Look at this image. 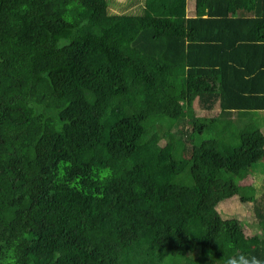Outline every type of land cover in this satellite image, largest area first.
I'll use <instances>...</instances> for the list:
<instances>
[{
	"label": "trees",
	"instance_id": "obj_1",
	"mask_svg": "<svg viewBox=\"0 0 264 264\" xmlns=\"http://www.w3.org/2000/svg\"><path fill=\"white\" fill-rule=\"evenodd\" d=\"M125 2L0 0V264L264 258V0Z\"/></svg>",
	"mask_w": 264,
	"mask_h": 264
},
{
	"label": "rangeland",
	"instance_id": "obj_2",
	"mask_svg": "<svg viewBox=\"0 0 264 264\" xmlns=\"http://www.w3.org/2000/svg\"><path fill=\"white\" fill-rule=\"evenodd\" d=\"M121 1L122 0H110V2L112 4V6L110 8L111 11L123 12V11L131 9L127 5L126 6L118 5ZM123 2H125V0H123ZM134 7L137 9V11L140 10V6L136 2H134ZM216 88H218V86L215 87V86L211 85L208 87V89H216ZM206 89H207V87H206ZM184 111H185L184 114L187 117L192 116L194 113L195 114L200 113V112L202 113V111L196 106L189 108V107H187V105H185ZM217 113H218V111L216 109L215 111H212L211 114H217ZM259 114H260L259 115L260 120L263 123V125H261L259 123V127L262 128L261 130L264 134V114L263 115H261V113H259ZM262 164L263 165L259 168H262L264 171V161L262 162ZM263 171H262V173H263ZM255 176H253V174H251V176L249 175L247 178L242 180V183L251 184V183H254L256 181H260L259 179H257L259 176L258 175H255ZM255 179H256V181H255ZM262 194H263V190H261L259 192L258 196H261ZM216 212H217V215L214 217L212 216V218L215 221H217V217H218V220L221 218H235L236 217L237 219L241 220L240 223L242 224V229L247 236H253L255 234H262V229L260 227V224L258 222L257 217L255 216V213L253 211V204L251 202L250 203L249 202L244 203V202H241L237 196H233V197L219 203L217 205Z\"/></svg>",
	"mask_w": 264,
	"mask_h": 264
},
{
	"label": "crops",
	"instance_id": "obj_3",
	"mask_svg": "<svg viewBox=\"0 0 264 264\" xmlns=\"http://www.w3.org/2000/svg\"><path fill=\"white\" fill-rule=\"evenodd\" d=\"M119 5H121V6H126V2H123V0H122V1L119 3ZM132 5H134V4H132ZM127 6H128V5H127ZM133 7H134V6H133ZM188 7H189L190 9H189ZM195 11H196V0H191V1H190V0H187V13H188V15H189V16H193V15L195 14ZM246 14H247V13H244V14H242V15H246ZM255 49H257L256 46H255V45H252V46H251V49H250V58H251V60L248 61L249 64L254 62V61H252V58H254V60H257V61L264 60V53H263V52H256ZM248 63H246V65H248ZM248 66H249V65H248ZM262 68H264V67H262ZM248 70H250V66L248 67ZM258 70H259V69H258ZM262 77L264 78V75H262ZM246 78H247L248 80L255 79V78H256V75H255L253 72H251L250 74L247 75ZM258 79H259V78H257L256 80H254L253 85H252V82L250 83L252 89H255V88H257V87H259V88H263V87H264V84H263V82H262L264 79H261V80H259V81H258ZM211 85L217 87V86H219V83H216V82L204 83V84H203V87H204L205 90H207V91L217 92V91H218V88H216V89H208V87L211 86ZM206 87H207V89H206ZM195 106L198 107L197 104H195ZM215 110H216V109H214L213 111H215ZM217 111H219V110L217 109ZM260 113H261V115H263V114H264V111H260ZM259 115H260V114H258V117H259ZM259 118H260V117H259ZM260 124L263 125V123H262L261 120H260ZM261 129H262V128H261Z\"/></svg>",
	"mask_w": 264,
	"mask_h": 264
},
{
	"label": "clouds",
	"instance_id": "obj_4",
	"mask_svg": "<svg viewBox=\"0 0 264 264\" xmlns=\"http://www.w3.org/2000/svg\"><path fill=\"white\" fill-rule=\"evenodd\" d=\"M211 257V253H209ZM193 259V258H192ZM264 264V258L255 255H249L244 252H230L219 259L211 258L210 264Z\"/></svg>",
	"mask_w": 264,
	"mask_h": 264
}]
</instances>
